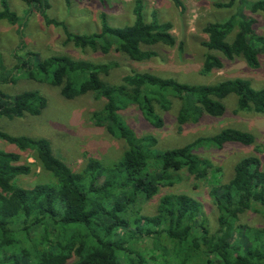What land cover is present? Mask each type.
I'll list each match as a JSON object with an SVG mask.
<instances>
[{"label": "trees", "instance_id": "obj_1", "mask_svg": "<svg viewBox=\"0 0 264 264\" xmlns=\"http://www.w3.org/2000/svg\"><path fill=\"white\" fill-rule=\"evenodd\" d=\"M24 1L45 24L62 28L65 43L81 50L88 48L102 54L115 51L142 61L157 55L147 47L175 43L171 22L159 21L156 16L146 21L141 0L134 1L132 23L111 26L106 14L101 13L100 30L86 35L73 33L62 21L49 17L47 0ZM172 1L181 5L180 0ZM238 1L215 5L231 7ZM248 8L264 13V0L252 2ZM0 19L13 25L19 20L6 0H0ZM252 25L253 20L241 9L223 21L206 23L203 32L207 39L202 45L208 52L200 73L223 68V60L212 50L226 59L242 56L249 66L258 67L264 37L256 34ZM12 57V69L19 68L29 78L57 86L66 99L92 93L102 100V106L91 112V121L112 137L124 140L126 146L112 164L89 158L82 169L73 171L53 154L48 139L0 130V138L18 150L0 149V264H264V228L245 227L250 240L242 250L232 243L234 232L241 228L236 225L240 214L254 210L264 216V168L259 157L239 159L231 178L224 182L220 169L195 152L201 147L220 149L228 142L250 145L254 135L225 127L182 146L155 151L157 139L135 133L121 114L135 106L148 124L161 127L163 118L155 106L167 111L172 106L171 98H175L179 102L177 128L181 130L201 116H221L225 111L223 99L229 94L237 97L235 111L263 113L264 87L255 89L249 80L239 77L188 83L147 71H132L111 83L100 75H109L118 66L114 61L96 62L67 55L40 59L24 41ZM2 64L0 81L13 82V77L3 73ZM45 106L46 98L37 91L9 95L0 90V116H36ZM21 151L32 152L54 181L29 188L19 185L17 178L31 172L30 163L21 161ZM183 169L196 179L212 176L208 194L217 213L214 230L207 222L202 202L186 191L163 194L154 213H140L142 203L162 187L180 181L178 172Z\"/></svg>", "mask_w": 264, "mask_h": 264}, {"label": "rangeland", "instance_id": "obj_2", "mask_svg": "<svg viewBox=\"0 0 264 264\" xmlns=\"http://www.w3.org/2000/svg\"><path fill=\"white\" fill-rule=\"evenodd\" d=\"M9 8L16 12L18 22L13 25L0 19V62L6 77H13V82L2 83L0 90L5 94L15 95L24 91H37L46 98V106L39 115L7 118L0 116V130L11 135H29L43 137L50 141L53 154L66 163L73 171L82 169L89 158L101 160L108 165L116 161L125 149L122 139L112 137L103 127L91 121L92 111L102 106V100L96 99L92 93L66 99L59 93L57 86L48 81H39L26 76L25 71L12 69L13 52L24 41L26 48L36 52L40 59L56 55L88 58L92 61H114L117 67L110 70L109 75L100 77L108 82L117 83L123 75L132 71L151 72L162 77H173L188 83H215L228 78H244L250 81L255 89L264 87V53L259 54V66H249L242 56L226 59L218 51L224 66L220 70L201 74L205 53L208 50L202 45L207 39L203 27L211 21H223L241 9L242 13L253 20V30L264 37V13L260 10L251 11L248 6L258 0H239L231 7H217L215 3L227 0H180L176 5L172 0H141L143 17L151 21L153 16L159 21H169L175 43L172 46L156 44L147 48L153 49L157 55L150 60L134 61L120 52L108 54L81 50L65 43V35L60 26L47 25L24 0H6ZM49 17L62 21L69 31L81 35L91 34L100 30V14H106V21L111 26L123 27L133 22L132 12L135 0H47ZM19 26V27H18ZM232 34L227 40L232 39ZM20 52V51H18ZM21 53V52H20ZM24 54L22 51L21 56ZM172 106L162 111L158 105L156 110L163 118L161 127H155L143 118L140 110L130 106L121 111L127 123L139 135L149 134L157 139L155 151H162L182 146L199 136L212 135L222 128L234 127L248 131L254 135V143L244 145L228 142L222 148L205 147L196 149V153L208 158L215 167L220 169L221 179L225 182L233 174L235 163L248 155H256L264 168V112L235 111L237 97L229 94L223 99L225 111L221 116H201L197 122H187L181 130L177 128L176 115L179 102L171 98ZM258 146V149L256 150ZM0 149L18 151L17 148L0 138ZM21 161L30 163L31 172L19 176L17 183L25 188L39 182H52L54 178L44 170L32 152H20ZM180 181L172 186H164L152 199L141 205V214H152L159 198L166 193L186 191L202 202L207 222L211 230L216 228V210L208 194V180L196 179L185 170L178 172ZM232 243L237 250L248 245L250 233L248 228H264V216L260 212L247 210L240 214ZM250 240V239H249ZM239 246V247H238Z\"/></svg>", "mask_w": 264, "mask_h": 264}]
</instances>
